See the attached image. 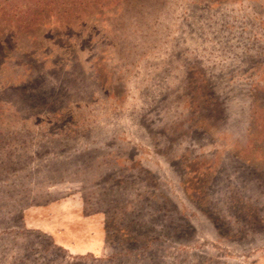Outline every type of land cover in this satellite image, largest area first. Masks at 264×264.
<instances>
[{
	"label": "rangeland",
	"instance_id": "1",
	"mask_svg": "<svg viewBox=\"0 0 264 264\" xmlns=\"http://www.w3.org/2000/svg\"><path fill=\"white\" fill-rule=\"evenodd\" d=\"M0 264H264V0H0Z\"/></svg>",
	"mask_w": 264,
	"mask_h": 264
}]
</instances>
